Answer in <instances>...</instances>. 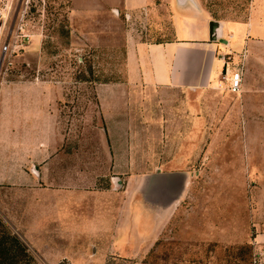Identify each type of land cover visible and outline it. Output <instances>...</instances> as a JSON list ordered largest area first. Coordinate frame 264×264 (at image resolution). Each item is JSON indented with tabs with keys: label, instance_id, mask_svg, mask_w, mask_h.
<instances>
[{
	"label": "rangeland",
	"instance_id": "374dc122",
	"mask_svg": "<svg viewBox=\"0 0 264 264\" xmlns=\"http://www.w3.org/2000/svg\"><path fill=\"white\" fill-rule=\"evenodd\" d=\"M149 6L127 20L107 11H80L72 0H0V35L10 48L0 57V149L7 135L8 88L49 81L59 84L57 92L63 96L58 107L64 111L66 138L58 168L71 170L76 167L74 159L78 164L88 153L100 152L101 139L87 118L99 120L103 111L96 94L99 84L125 83L126 32L152 43L173 40L169 0H155ZM231 6L234 14L243 15L240 2ZM183 28L178 26L181 38ZM37 37L41 39L39 51L33 47ZM178 91L129 87L128 92L137 95L130 96L129 111L145 113L143 124L137 123V135H143L137 138L144 143L137 149L143 163L113 184L107 179L42 180L33 167L36 178L31 182L17 179L13 185L0 179V240L10 243L15 237L26 248L25 252L11 249L2 264H264V111H190V177L158 176L157 163L172 151L160 146L159 134L164 133L166 143L188 117L178 115L179 111H158L156 105L161 101L162 106H178L182 96L155 97ZM12 92L17 110L25 111L30 91L17 88ZM52 92L47 90V95ZM73 118L79 121L74 133L70 131ZM200 120L207 130L199 134L194 129ZM133 135L129 133V153H135L130 148L136 142ZM100 157L102 171L107 172L109 164L104 154ZM144 174L150 177H133ZM59 186L112 188L105 212L113 223L106 230L110 235L91 243L82 234L92 231L88 228L55 226L57 220L70 224L73 219H92L90 205L64 206L57 212L54 202H45L55 200L52 194L18 192Z\"/></svg>",
	"mask_w": 264,
	"mask_h": 264
},
{
	"label": "crops",
	"instance_id": "0c3cea01",
	"mask_svg": "<svg viewBox=\"0 0 264 264\" xmlns=\"http://www.w3.org/2000/svg\"><path fill=\"white\" fill-rule=\"evenodd\" d=\"M239 2L244 6L240 11L242 16L234 14L231 6ZM154 3L155 0H72L73 6L80 11L94 13L107 11L116 15L121 14L127 20L147 11L149 5ZM169 3L173 40L152 43L143 40L132 31L126 32L125 83L99 84L96 87V94L103 111H99V120L89 116L87 118L88 125L93 122V127H90L92 132L101 139V150L88 153L78 164L74 159L73 165L76 167L73 166L71 170L64 171L58 168L62 161L59 159L60 155L64 154L60 149L66 138L64 111H59L58 107L63 99L57 92L59 84L34 81L8 88L7 135L4 148L0 149L1 180L15 182L18 179L22 181L21 183L31 182L36 175L42 180L107 179L113 184V180H118L121 174L135 172L133 167L143 163L139 161L142 157L141 152L137 151L144 146L143 141H139L143 139V135L140 133L137 135V123L139 121L141 125L143 124L145 113L129 111L127 105L130 96H137L128 92L129 87L179 90L156 93L159 96L155 97L157 100H163L164 96L175 99L183 97L182 103L178 106H162L161 101L156 104L158 111H179L182 114L178 115L188 117L187 120L186 118L183 120V127L175 128L172 134L168 135L170 138L166 143L162 141L164 133L159 134L160 146H167L168 150L170 148L172 151L168 157L162 159V162L157 163L158 176L179 174L183 179L190 177L193 144L190 111H264V0H169ZM211 23L216 25L213 34ZM181 25L185 32L182 38L178 36V26ZM212 37L217 39L214 41ZM34 40V50L39 51L41 39L37 37ZM238 75L242 79L241 91L232 93L229 90L230 80ZM223 76L227 80H224ZM17 88L30 91V96L26 98L25 111L17 110L19 106L15 103L16 99L12 92ZM49 89L54 90V94L52 92L48 96ZM78 126V119L73 118L70 131L77 132ZM167 127L169 130L171 124L166 125V130ZM194 130L200 134L207 130V126L200 120L198 128ZM129 133L136 134V142L130 144L135 153L132 151L129 153L127 150ZM102 154L105 162L109 164L107 172L102 171L101 164L104 162L100 157ZM32 167L35 175L31 173ZM140 171L143 172L142 167ZM133 177L150 176L144 174ZM14 182L12 184L16 185ZM18 192L40 196L52 194L55 200L45 202L47 205L54 202L57 212L64 206L90 205L92 219L83 221L73 219L70 224L57 220L54 221L55 226L88 228L92 231L87 233L82 231V234L84 233V238L89 239L91 243H97L99 238L110 235L106 230L110 229L113 223L111 218L106 217L105 212L110 207L108 201L112 197V188L80 189L59 186L46 190L21 188ZM96 206L98 208H95ZM65 210L63 208L61 211ZM115 223L118 224L117 220ZM259 223L260 221L257 223L258 226Z\"/></svg>",
	"mask_w": 264,
	"mask_h": 264
},
{
	"label": "trees",
	"instance_id": "16d2710c",
	"mask_svg": "<svg viewBox=\"0 0 264 264\" xmlns=\"http://www.w3.org/2000/svg\"><path fill=\"white\" fill-rule=\"evenodd\" d=\"M1 225V220H0ZM10 243H8L6 240H0V264H2L4 259L6 260V256L9 254L11 249L15 248L18 252H25L26 248L25 246L15 237H12L10 239ZM9 244V247H7Z\"/></svg>",
	"mask_w": 264,
	"mask_h": 264
},
{
	"label": "built area",
	"instance_id": "2783aa9c",
	"mask_svg": "<svg viewBox=\"0 0 264 264\" xmlns=\"http://www.w3.org/2000/svg\"><path fill=\"white\" fill-rule=\"evenodd\" d=\"M9 50H10L9 45L2 41V38L0 35V57L1 58L5 57V54H7ZM223 79L227 80L226 77H224ZM230 81H231V85L229 87V90L232 93H239L241 91V82H242L240 75L236 76L235 79H232Z\"/></svg>",
	"mask_w": 264,
	"mask_h": 264
},
{
	"label": "water",
	"instance_id": "95a60500",
	"mask_svg": "<svg viewBox=\"0 0 264 264\" xmlns=\"http://www.w3.org/2000/svg\"><path fill=\"white\" fill-rule=\"evenodd\" d=\"M210 25H211V34H213V31H214L216 25L213 23H211ZM216 39H217L216 37H212V40L215 41Z\"/></svg>",
	"mask_w": 264,
	"mask_h": 264
}]
</instances>
